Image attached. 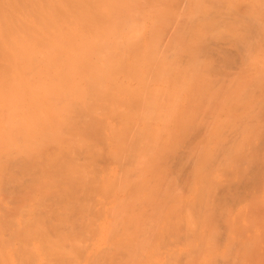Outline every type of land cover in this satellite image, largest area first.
I'll use <instances>...</instances> for the list:
<instances>
[{"label": "bare ground", "instance_id": "obj_1", "mask_svg": "<svg viewBox=\"0 0 264 264\" xmlns=\"http://www.w3.org/2000/svg\"><path fill=\"white\" fill-rule=\"evenodd\" d=\"M167 3L0 0V264H264V22Z\"/></svg>", "mask_w": 264, "mask_h": 264}, {"label": "rangeland", "instance_id": "obj_2", "mask_svg": "<svg viewBox=\"0 0 264 264\" xmlns=\"http://www.w3.org/2000/svg\"><path fill=\"white\" fill-rule=\"evenodd\" d=\"M166 1L168 2L167 4H165L166 6H167L168 4H170L169 6L173 5V7H174V5L176 4L175 6H177V8H176V7L173 8L172 6H171V7H172L173 11L176 10V11H179V12H178L179 14L181 13V14H180V15H181V18H185V19H186V18H187V15H188L189 19H187V20H189V21H188L189 26H190V23H189V22H192L191 25L194 24L192 20H193L195 17H197V18H195V19H198V17H199L198 15H202V16H203V18L200 16V17H201L200 20L204 21V23H203L202 21H200L199 19L196 20V21L194 20V21L196 22V28H195V26L192 25V27H191L192 29L190 30V31H191V34H193V32H194L193 36L197 37V40H198V39H201V38H203V37L206 38L205 35H209V34H206V33L203 34V33H201V32H203V31H205V30H209L212 26H213V28H215V29H213V30H214L213 35H212V34L210 35V36H212V37H211L212 40L216 39L215 36H217V39L225 40L226 38L229 37L228 35L233 36V35H237V33H238V35H240L239 31L241 32V30H240V28H239L240 26H238L237 23H240V25L244 27V28L242 27L243 29H248L246 26H244V24H248V26H250L249 28H258V26H259V25L261 26V23L264 22V21H263L264 18H261L262 15H263L262 17H264V12H263V11H264V5H263V4H264V3H263L264 0H257V1H256V0H253V1H252V0H240V1L237 0V2L234 0L235 3H234L233 0H227V1H226V0H222V1H221V0H217V2L220 1V2L224 3V4H222L223 6H224L225 4H228V5H225L224 8H225L226 6H227V7H230V10H227V11H226V9H225V11H224V9H223V8H220V7H219V8H218V7L216 8V9H218L217 11L211 8L212 10L216 11L217 14L220 13V12L218 13V11L220 10V11H221L220 14H221L222 17H224L223 15H226V14H227L228 16H229V14H231V16H232L233 13H234L233 10L235 9V11H236V9H237V10L239 9V10H238L239 12L237 11V13L240 14V17L243 16V20H242L240 17H238V16H239L238 14H237L238 16L233 15V18L235 17L233 21L231 20V19H232L231 16H229V17L225 16L223 19H224L227 23L223 22V23H224V24H223L222 21H224V20H221V23H220V24L217 22L218 25L220 26V29L222 28V30H223V28L226 26V24L230 25L229 27H230V30L232 29V30H231L232 33L226 31V30H227L226 27H228V25L225 27V30L222 31V30L219 29V26H217V24H215V25H216V26H215L214 24L210 23V22H212V20H210L209 17H211L210 12H212V10L210 9V10L208 11V9H207L208 7H204V5H206L205 0H203V1L205 2L204 5H203V2H198V1H200V0H196V1L198 2L197 4H196V1H195V0H182L183 2L177 0L178 3L176 2V0H173L172 2H171V0H169V1L166 0ZM185 1H187V2H185ZM201 1H202V0H201ZM206 1H207V0H206ZM211 1H212V0H211ZM211 1H210V3H211ZM214 1H215V0H214ZM223 1L228 2V3H225V2H223ZM173 2H176V3H175V4H172ZM212 2H213V1H212ZM254 2H255V3H254ZM181 3H182V4H181ZM199 3H200V4L202 3V4L200 5ZM208 3H209V2H208ZM218 3H219V2H218ZM218 3H216V2L214 3V2H213L212 4H213V6H214V4H217V5H218ZM178 4H179L180 6L182 5V8L179 7ZM185 4H186L187 8L185 7ZM193 4H194L195 6H194ZM198 4H199V6H197ZM219 4H220L219 6H221V3H219ZM239 4H240V5H239ZM242 4H243L244 6H243ZM188 5H189V6H188ZM247 5H250V7L253 8V12H252V10L250 9V7L247 6ZM256 5H257V6H256ZM206 6H208V5H206ZM209 6H210V4H209ZM232 6H233V7H232ZM240 6H241V7H240ZM242 6L244 7V10H241V11H240L241 8L243 9ZM188 7H189V8H188ZM197 7H198V8H197ZM201 7H204V8H201ZM210 7H212V5H211ZM214 7H216V6H214ZM227 7H226V8H227ZM246 7H248L251 11L249 10V11H250V12H249L248 9H247ZM260 7H262L263 9H262V8L260 9ZM168 8H170V7H168ZM179 8H180V9H179ZM185 8H186V9H185ZM231 8H234V9H232V11H231ZM170 9H171V8H170ZM181 9H183L185 12L183 13V10L181 11ZM196 9H198V10H196ZM199 9H203V10H199ZM227 9H228V8H227ZM259 9H260V10H259ZM187 10H188V11H187ZM222 10H223V11H222ZM195 11H196V12H195ZM214 11H213V15H214ZM246 11H248V12L246 13ZM254 11H255V12H258L260 15H259L258 13H255ZM197 12H198V13H197ZM205 12H206V13L208 12L207 14H209V15H208L209 17H207V14H206ZM222 12H223V13H222ZM229 12H232V13H229ZM200 13H202V14H200ZM203 13L206 14L205 17H204V15H203ZM241 13H242V15H241ZM244 13H245V14H244ZM222 14H223V15H222ZM234 14H236V13H234ZM246 14H247V15H246ZM254 14H255V15L257 14V15L260 16L259 19H257V20H259V21H257L256 24H255V22H252L253 19H255V18L258 17L257 15H256L257 17H255ZM190 15H191V16H190ZM244 15H245V17H246V16H247V17L251 16V17H249V18H252V17H254V18H252L250 22L248 21V22L246 23V20H245V19H246L247 17L244 19ZM214 16H215V15H214ZM193 17H194V18H193ZM190 18H192V20H191ZM208 18H209V20H208ZM212 18H214V17H212ZM230 18H231V19H230ZM236 18H237V19H236ZM249 18H247V19H249ZM205 19L208 20V23H209V24L207 23V21H206ZM179 20H180V19H179ZM249 20H250V19H249ZM180 21H181V20H180ZM199 21H200V22H199ZM219 21H220V20H219ZM236 21H238V22L236 23ZM244 21H245V22H244ZM254 21H256V19H255ZM260 21H261V22H260ZM197 23H198L200 26L197 25ZM205 23H206V25H208V27L205 25ZM214 23H215V22H214ZM229 23H230V24H229ZM235 23H236L237 25H236ZM249 23H252V24H249ZM257 23H258V24H257ZM203 24H204V25H203ZM231 24H234V25L238 26V28H237L236 26H234V25L231 26ZM253 24H255V25H253ZM201 25H202V26H201ZM210 25H211V27H210ZM224 25H225V26H224ZM187 26H188V25H187ZM203 26L206 27V29H204ZM223 26H224V27H223ZM229 27H228V29H229ZM194 28H195V29H194ZM200 28H201V29H200ZM217 28H218L219 30H217ZM193 29H194V30H193ZM197 29H199V30L197 31ZM211 29H212V28H211ZM243 29H242V30H243ZM195 30H196V31H195ZM200 30H203V31H200ZM233 30H234V31H233ZM199 31H200V33H201V35H202L203 37H202V36L200 37V33H199ZM218 31H219V32H218ZM205 32H207V31H205ZM227 32H228V33H227ZM198 33H199V34H198ZM243 33H244V35L241 34L242 37H248V36H249V34H248L249 32H248V33L246 32L248 35H247V34L245 35V32H243ZM191 34H190V35H191ZM225 34H226V35H225ZM222 35H223V36L225 35V37H223ZM210 36L207 37V40H205V39L203 38V41H202L203 44L205 43V41H207V43H208V41H209L208 38L210 39ZM218 36H219V37H218ZM220 36H221V37H220ZM227 36H228V37H227ZM224 38H225V39H224ZM229 38H231V37H229ZM204 40H205V41H204ZM228 42H229V41H228ZM200 44H201V41H200ZM245 62H246V61H245ZM245 62L243 61V62L240 63V65H243V66H241V68H242V67H243V68H246L247 64H246ZM243 63H244V64H243ZM245 64H246V65H245ZM213 94H215V93H213ZM248 101H249V100H248Z\"/></svg>", "mask_w": 264, "mask_h": 264}]
</instances>
